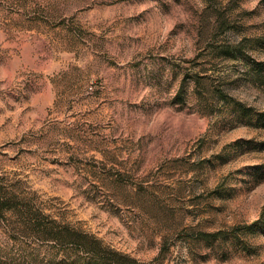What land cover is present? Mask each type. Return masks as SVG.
Returning a JSON list of instances; mask_svg holds the SVG:
<instances>
[{
  "label": "rangeland",
  "instance_id": "374dc122",
  "mask_svg": "<svg viewBox=\"0 0 264 264\" xmlns=\"http://www.w3.org/2000/svg\"><path fill=\"white\" fill-rule=\"evenodd\" d=\"M0 178L141 261L264 264V0H0Z\"/></svg>",
  "mask_w": 264,
  "mask_h": 264
},
{
  "label": "trees",
  "instance_id": "16d2710c",
  "mask_svg": "<svg viewBox=\"0 0 264 264\" xmlns=\"http://www.w3.org/2000/svg\"><path fill=\"white\" fill-rule=\"evenodd\" d=\"M252 224L264 230V204ZM0 232V264H155L57 216L36 192L5 178H0Z\"/></svg>",
  "mask_w": 264,
  "mask_h": 264
}]
</instances>
